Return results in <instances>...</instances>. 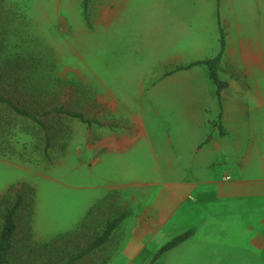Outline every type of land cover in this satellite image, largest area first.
Instances as JSON below:
<instances>
[{
	"label": "rangeland",
	"instance_id": "374dc122",
	"mask_svg": "<svg viewBox=\"0 0 264 264\" xmlns=\"http://www.w3.org/2000/svg\"><path fill=\"white\" fill-rule=\"evenodd\" d=\"M86 2L88 22L83 17ZM5 4L17 15L6 42L26 49L33 85L44 86L43 103L34 109L44 108L35 114L47 127L51 143L47 145L45 132L35 121L10 117V129L0 131V199L16 184L24 186L28 199L32 197L19 217L15 263L62 264L101 235L107 221L124 214L107 243L76 263L150 264L156 251L172 239L171 232L181 228L159 229L156 192L160 188L143 192L133 184L154 179L152 169L139 165L141 152L126 161L109 158L96 164L106 151L99 143L118 133L130 134V120L137 112L144 114L150 132L161 131L162 125L154 109L108 108L106 94L97 93L92 66H98L103 77L117 74L119 87L133 88L136 78L147 75L153 59L186 41L179 43L180 37L173 36L176 14L204 17L211 42L219 16L221 23L227 20L231 26L234 20L264 24V0H6ZM122 6L125 9L119 11ZM116 11L120 14L108 29L107 18ZM100 95L104 99L98 103ZM57 109L79 113L92 124L56 113ZM129 182L132 188L126 191L112 185ZM107 183L114 189L100 196L98 187ZM169 213L170 208L165 214ZM241 245L240 240L214 231L208 243L187 242L153 264H220L234 256V246Z\"/></svg>",
	"mask_w": 264,
	"mask_h": 264
},
{
	"label": "crops",
	"instance_id": "0c3cea01",
	"mask_svg": "<svg viewBox=\"0 0 264 264\" xmlns=\"http://www.w3.org/2000/svg\"><path fill=\"white\" fill-rule=\"evenodd\" d=\"M122 9L125 6L118 8ZM119 11L107 18L108 29ZM175 17L173 36L180 37L179 43L186 41L153 59L147 75L136 78L133 88L119 87L117 74L103 77L98 66H92L97 93L106 94L108 108L154 109L162 125L161 131L150 132L144 114L137 112L130 120V134L118 133L99 143L106 151L96 167L105 159L126 161L141 152L139 165L150 166L155 176L133 184L143 192L160 188L156 192L159 229L169 232L181 227L171 232L172 238L191 231L178 246L206 244L219 231L244 243L234 246V256L220 264H264V24L234 20L231 26L227 20L221 23L219 16L210 42L204 17ZM200 42L204 45L198 49ZM220 51L218 78L226 87L218 95L205 65L177 70L214 58ZM103 99L100 95L97 102ZM110 185L98 187L100 196L114 189ZM112 185L123 191L132 188L131 182Z\"/></svg>",
	"mask_w": 264,
	"mask_h": 264
},
{
	"label": "trees",
	"instance_id": "16d2710c",
	"mask_svg": "<svg viewBox=\"0 0 264 264\" xmlns=\"http://www.w3.org/2000/svg\"><path fill=\"white\" fill-rule=\"evenodd\" d=\"M5 1L0 0V131H5L7 128L10 129V117H15L16 120L22 121H35L38 127L45 132L47 145L49 146L50 144L51 146L47 127L44 122L36 119V114L44 112V108L34 109V105L39 106V104L43 103L41 101L44 86L40 84L34 87L33 85L30 73L31 62L29 55L26 54V49L20 44L12 45L6 42L10 31L15 27L17 15H15L16 13L10 6L5 4ZM86 4L87 2L83 6V17L88 22ZM220 45L221 49H223V38L220 39ZM220 58L221 51L214 58L198 61L186 67L177 68V70L187 69L200 64L205 65L218 95L220 90L226 87V83L218 78L217 66ZM48 113L45 112L44 115H48ZM56 113L77 119L87 125L92 124L90 120L85 119L79 113L63 111L62 109H57ZM1 116H4L5 119H2ZM16 185H12L0 199V264H16V259L13 255L16 245V234L21 229L19 217L21 210L27 203L29 205L32 204V197L28 199L24 186L22 184L20 186ZM23 191L26 195H24ZM27 191L34 195L32 189L27 188ZM124 218L125 215L120 214L107 221L101 235L96 237L88 247L69 255L68 260L62 264H77V260L103 246L109 240L112 232L123 222ZM191 234V231L184 232L161 246L154 254L150 264H153L166 252L188 240ZM54 264H59V262Z\"/></svg>",
	"mask_w": 264,
	"mask_h": 264
},
{
	"label": "bare ground",
	"instance_id": "6f19581e",
	"mask_svg": "<svg viewBox=\"0 0 264 264\" xmlns=\"http://www.w3.org/2000/svg\"><path fill=\"white\" fill-rule=\"evenodd\" d=\"M133 21V20H132Z\"/></svg>",
	"mask_w": 264,
	"mask_h": 264
}]
</instances>
